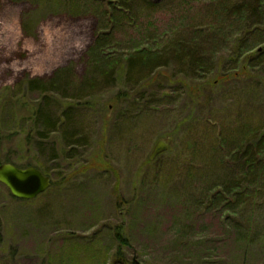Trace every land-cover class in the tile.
Here are the masks:
<instances>
[{"label":"rangeland","instance_id":"rangeland-1","mask_svg":"<svg viewBox=\"0 0 264 264\" xmlns=\"http://www.w3.org/2000/svg\"><path fill=\"white\" fill-rule=\"evenodd\" d=\"M72 1L0 0V162L22 168L39 165L57 184L33 201L15 199L0 184V264H127L114 259L120 248L117 228L128 242L123 247L128 262L264 264L262 236L249 243L247 235L264 226V196L235 220L246 240L228 224L222 227L213 212L192 207L189 200L201 190L182 186L190 166L184 159L164 156L166 152L148 160L160 140L179 151L196 138L205 120L221 121L218 112L228 109V122L235 121L231 112L240 113L238 121L255 120V112L238 98L250 81L234 79L220 89L205 88L170 64L137 86L121 77L100 90L94 106L84 104L88 99L71 106L74 102L57 91L30 89L35 80L49 84L62 68L69 67L77 83L86 77L82 56L103 18L93 17L83 0L79 5ZM154 1L157 8L139 7L138 20L124 21L122 31L127 33L118 38L121 43L131 38L148 42L140 39L148 27L165 30L186 11L178 0L171 5ZM189 6L194 14L199 8L202 12L196 0ZM134 23V32L129 31ZM215 73L202 78L213 79ZM44 96L55 101V116L71 108L81 116L83 145L64 143L59 131L48 141L39 136L34 119ZM147 99L155 102L147 104ZM125 112L132 123L121 131ZM39 144L54 152L51 159L40 154ZM44 204L52 209L38 217ZM179 237L185 239L183 244H178Z\"/></svg>","mask_w":264,"mask_h":264},{"label":"trees","instance_id":"trees-1","mask_svg":"<svg viewBox=\"0 0 264 264\" xmlns=\"http://www.w3.org/2000/svg\"><path fill=\"white\" fill-rule=\"evenodd\" d=\"M79 1L73 0L72 3L79 5ZM83 1L88 11L92 10L90 14L93 17L99 14L103 18L98 23V30L93 33L92 44L82 56L87 68L85 79L78 83L71 80L73 75L67 67L55 71L49 84L39 80L30 82V89L44 93L57 91L74 102L71 106L83 99H88L85 105L94 106L92 102L100 96V90L114 86L121 77L124 76L127 85L137 86L147 80L152 71L170 64H177L188 80L197 79V82H203L205 88H222L224 83L234 79L249 80L250 83L239 91L238 98L243 97L251 114L255 112V120L245 118L238 121L240 113L231 112L235 121L228 122L226 118L231 115L230 111L218 112L221 121L211 123L205 120L198 128L196 138L188 141L179 151L175 146H169V152L164 155L176 156L178 160H185L183 164H190L182 186L187 190L197 187L201 190V194L189 200L192 207L206 214L213 212L222 227L228 224L237 234L243 235L236 218L264 196V0H196L202 6V12L199 8L195 14L189 6L192 0H178L179 7L186 6L178 22H172L162 31L153 25L148 27L140 39L150 41L140 44L134 38L125 43L118 38L122 40L120 36L127 33L122 31L124 21L138 20L139 7H158L154 0ZM171 2L173 0H165L168 5ZM191 16L193 18L190 19ZM134 28L135 23L129 31L134 32ZM120 47L126 51L122 52ZM125 54L127 57H124ZM228 65L230 69L226 68ZM212 73H215L213 79L202 78ZM47 98L43 97V106L35 114L34 127L40 130L39 136L48 141L52 132L59 131L64 135V143L83 145L85 136H79L83 129L79 121L81 116L72 108L59 117L55 116L51 107L56 103ZM146 101L150 105L155 102ZM147 116H152L151 111H147ZM121 120L118 130L131 127L132 119L128 112L121 114ZM178 130L179 127L175 129L174 139ZM39 146L40 154L51 159L54 152L41 144ZM31 166L34 167L32 163L27 164V167ZM35 167L49 175L45 168ZM56 186L52 182V187ZM51 209L50 204H44L38 217ZM260 212H264V207L260 208ZM261 227L250 230L247 234L249 243L261 236L264 241V226ZM115 236L120 248L114 259L127 264H140L135 260L128 262L123 251L128 242L119 228ZM183 241V237L177 240L178 244H183Z\"/></svg>","mask_w":264,"mask_h":264},{"label":"water","instance_id":"water-1","mask_svg":"<svg viewBox=\"0 0 264 264\" xmlns=\"http://www.w3.org/2000/svg\"><path fill=\"white\" fill-rule=\"evenodd\" d=\"M169 150L166 141L156 143L149 159L151 161ZM0 184L18 200L33 201L51 188L52 179L35 167L20 168L11 163L0 165Z\"/></svg>","mask_w":264,"mask_h":264}]
</instances>
